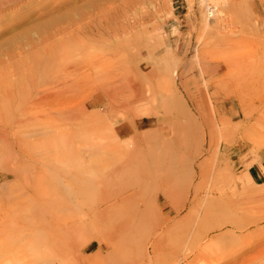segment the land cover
<instances>
[{
	"label": "rangeland",
	"instance_id": "1",
	"mask_svg": "<svg viewBox=\"0 0 264 264\" xmlns=\"http://www.w3.org/2000/svg\"><path fill=\"white\" fill-rule=\"evenodd\" d=\"M261 157L264 0H0V264H264Z\"/></svg>",
	"mask_w": 264,
	"mask_h": 264
},
{
	"label": "bare ground",
	"instance_id": "2",
	"mask_svg": "<svg viewBox=\"0 0 264 264\" xmlns=\"http://www.w3.org/2000/svg\"><path fill=\"white\" fill-rule=\"evenodd\" d=\"M217 11V9H216ZM205 16L207 18H209L210 16H208L207 13H205ZM214 16V15H213ZM95 18V16L93 17ZM92 20H95L96 19H92ZM95 21H93L95 23ZM91 21H88L87 23L85 22V24L83 25V28L85 29H89L90 27H92V24H94L93 22ZM97 23V21H96ZM95 25V24H94ZM83 30V29H82ZM89 31V30H88ZM213 64V63H212ZM237 63L234 62V61H222V62H216L215 65H207L205 66V68H203L204 70L206 71H211V72H214V73H220V72H225V70H228L229 68L231 67H234ZM236 68V67H235ZM130 69V68H129ZM232 70V69H231ZM131 72V71H130ZM229 73V72H228ZM126 75L129 77V74L128 72L126 73ZM132 76V75H131ZM57 79V78H56ZM55 83H58L56 84L52 89H50L49 91H47L45 94L47 95H52V96H57L59 94L58 92V89L59 87H61V82H56ZM71 83V82H70ZM120 88V90H122V88H126L127 91H129L130 93L128 94L127 96V99L124 100V102H122L121 104L117 103L118 99H116V97H112L113 93H117V89ZM118 88H106L105 90H103L104 92V95H105V98H106V102L104 103L103 105V109H105L106 111L108 112H114V111H117V110H120V111H123L125 113V118L127 120L130 121L131 125L133 126V128L135 130H137V123L136 121L134 120L135 119V116L133 114L132 116V109H133V106L135 105V103L138 101V100H141L142 97V94L140 92V87L131 82L130 79H128L126 77V81L125 82H122L121 84V87H118ZM69 89V88H68ZM65 90V89H64ZM69 92V91H68ZM92 95V94H90ZM96 95V94H95ZM97 97V96H96ZM120 97V96H119ZM123 98V97H122ZM73 99V98H72ZM90 99V98H89ZM99 97L96 98V99H93L90 101L89 104L85 105L84 107H79L77 106L76 107H60V108H57V110L55 109L56 111V120L60 123H64V124H67L70 128L74 125V124H77L80 128L82 127H85L86 125L84 124V121H85V114H83V112L85 111V109L87 107L92 106L94 104H97L98 101H99ZM124 99V98H123ZM55 100V99H54ZM88 102V101H87ZM140 102V101H139ZM66 103H70L69 101L66 102V100H63V99H59L55 104H59V105H64ZM82 104V103H81ZM98 109V108H97ZM102 109V108H101ZM95 110V109H94ZM89 111V110H88ZM94 112V111H93ZM99 112V111H98ZM86 113H90V112H86ZM39 115V114H38ZM88 115V114H87ZM95 115H96V112H95ZM132 116V117H130ZM140 118V116H138ZM96 120V119H95ZM138 121V120H137ZM90 122V121H89ZM173 125H175V121L172 122ZM77 128V127H76ZM86 128V127H85ZM89 128V127H88ZM87 130V129H86ZM85 130V131H86ZM126 133V132H125ZM4 134V133H3ZM116 134V131H114V135ZM5 139V138H4ZM10 142L8 141H5V147L6 149H9L11 151V143L9 144ZM7 152V151H6ZM79 159V158H78ZM117 175V174H116ZM105 180V179H104ZM33 188V187H32ZM127 202V201H126ZM107 206V205H106ZM67 231V230H66Z\"/></svg>",
	"mask_w": 264,
	"mask_h": 264
},
{
	"label": "crops",
	"instance_id": "3",
	"mask_svg": "<svg viewBox=\"0 0 264 264\" xmlns=\"http://www.w3.org/2000/svg\"><path fill=\"white\" fill-rule=\"evenodd\" d=\"M137 123V130L138 129H148L151 128L154 123L149 117H143L140 120L136 121ZM115 131L117 134L121 137L128 136L131 132L136 131L130 122L126 123H118L115 126ZM126 132V133H125ZM264 158H260V162H254L247 168V172L252 177V180L255 182L262 181V178L264 177Z\"/></svg>",
	"mask_w": 264,
	"mask_h": 264
},
{
	"label": "built area",
	"instance_id": "4",
	"mask_svg": "<svg viewBox=\"0 0 264 264\" xmlns=\"http://www.w3.org/2000/svg\"><path fill=\"white\" fill-rule=\"evenodd\" d=\"M225 0H203V8L205 13L208 16L212 17L216 13V9L220 2H224Z\"/></svg>",
	"mask_w": 264,
	"mask_h": 264
}]
</instances>
